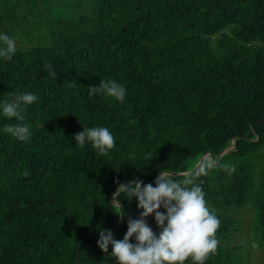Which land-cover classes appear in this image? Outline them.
I'll list each match as a JSON object with an SVG mask.
<instances>
[{
  "label": "trees",
  "instance_id": "trees-1",
  "mask_svg": "<svg viewBox=\"0 0 264 264\" xmlns=\"http://www.w3.org/2000/svg\"><path fill=\"white\" fill-rule=\"evenodd\" d=\"M4 33L16 51L0 58V106L38 99L24 112L26 141L3 131L18 121L0 107V264H117L99 232L122 240L142 209L124 193L112 202L116 180H179L206 154L217 167L196 183L216 238L241 230L231 210L249 202L257 161L264 177V0H0ZM103 80L125 87L123 103L89 95ZM100 126L116 141L107 155L75 145ZM253 205L264 248V180ZM147 223L159 235L154 214ZM243 260L218 244L204 264Z\"/></svg>",
  "mask_w": 264,
  "mask_h": 264
},
{
  "label": "clouds",
  "instance_id": "clouds-1",
  "mask_svg": "<svg viewBox=\"0 0 264 264\" xmlns=\"http://www.w3.org/2000/svg\"><path fill=\"white\" fill-rule=\"evenodd\" d=\"M0 58L11 60L16 51V42L6 33L0 34ZM51 69L50 65H47ZM51 75H56L54 71ZM89 95L103 94L124 102L126 89L115 80L100 81L99 86L88 87ZM38 97L32 93L13 94L11 100H5L2 107L6 118H15L18 122L5 125L3 131L19 141L30 139L32 133L24 121V112ZM76 146L83 148L90 143L97 154L107 155L116 146V141L107 127H83V130L73 137ZM217 167L212 159L203 160L194 171L186 172L179 180L169 179V174L159 172L155 187L145 184L138 177L121 183L116 180V192L113 201L120 208V200L115 197L124 193L128 200L136 198L137 208L142 209L138 219L127 218V232L122 240L113 238L111 230L102 229L99 232L97 246L108 253L112 246L111 256L117 264H185L191 259L193 264H204L210 254L218 246L216 232L220 221L213 211H210L205 201V194L196 180L207 175L210 169ZM231 173L235 169L230 165L222 166ZM28 173L25 172V175ZM165 210L164 212L159 209ZM154 214L159 229L157 235L148 225L147 218ZM123 215L118 217L123 218ZM134 237L135 243L131 242Z\"/></svg>",
  "mask_w": 264,
  "mask_h": 264
},
{
  "label": "rangeland",
  "instance_id": "rangeland-1",
  "mask_svg": "<svg viewBox=\"0 0 264 264\" xmlns=\"http://www.w3.org/2000/svg\"><path fill=\"white\" fill-rule=\"evenodd\" d=\"M206 158L213 159L211 155ZM193 169H191L190 171H192ZM166 173L173 174L172 172ZM252 178L253 189L249 202L242 207L231 210V213L235 217L239 218L241 230L235 232L232 238H230L229 240H222L218 238L216 239L218 240L219 245L225 247L237 246L239 248V251H241L244 255L243 264H264V248L256 242L254 234V222L256 217L255 208L253 204L255 202V196H257L259 187L264 180L261 171V164L259 161H257L254 165Z\"/></svg>",
  "mask_w": 264,
  "mask_h": 264
},
{
  "label": "water",
  "instance_id": "water-1",
  "mask_svg": "<svg viewBox=\"0 0 264 264\" xmlns=\"http://www.w3.org/2000/svg\"><path fill=\"white\" fill-rule=\"evenodd\" d=\"M235 142H236V141H233L229 146H227V147L222 151L221 154H223L228 148L232 147V146L235 144ZM207 155H208V154L204 155V156L199 160V162L197 163L196 167H195L193 170H195V169L197 168V166L203 161L204 158L208 157ZM193 170H192V171H193ZM185 173H186V172H185ZM181 174H184V173H181ZM155 180H156V178H155L154 181L151 183L153 186H154V184H155Z\"/></svg>",
  "mask_w": 264,
  "mask_h": 264
}]
</instances>
